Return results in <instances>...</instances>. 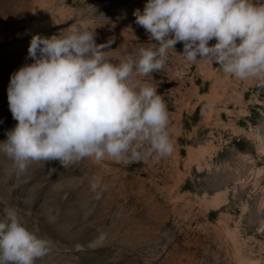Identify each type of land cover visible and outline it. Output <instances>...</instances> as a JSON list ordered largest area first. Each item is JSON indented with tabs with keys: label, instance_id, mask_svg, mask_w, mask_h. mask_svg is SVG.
<instances>
[{
	"label": "rangeland",
	"instance_id": "1",
	"mask_svg": "<svg viewBox=\"0 0 264 264\" xmlns=\"http://www.w3.org/2000/svg\"><path fill=\"white\" fill-rule=\"evenodd\" d=\"M146 3L0 0V143L17 124L7 89L33 62V35L94 29L97 44L114 41L115 62L152 43L133 16ZM177 53L140 78L154 82L167 105L170 156L87 158L68 168L33 162L20 173L0 152V221L16 206L29 231L52 241L35 264H264V87Z\"/></svg>",
	"mask_w": 264,
	"mask_h": 264
},
{
	"label": "clouds",
	"instance_id": "2",
	"mask_svg": "<svg viewBox=\"0 0 264 264\" xmlns=\"http://www.w3.org/2000/svg\"><path fill=\"white\" fill-rule=\"evenodd\" d=\"M133 16L152 43L125 50L115 62L108 54L114 41L97 44L94 29L32 36L33 62L12 74L7 89L17 124L0 143L20 173L33 162L68 168L87 158L129 164L170 156L167 105L155 83L140 78L162 71L177 43L187 62L218 64L264 87V0H147ZM99 183L94 178L93 190ZM51 251L52 241L29 231L16 206L7 211L0 264H35Z\"/></svg>",
	"mask_w": 264,
	"mask_h": 264
}]
</instances>
